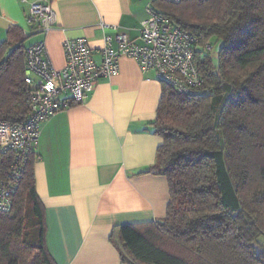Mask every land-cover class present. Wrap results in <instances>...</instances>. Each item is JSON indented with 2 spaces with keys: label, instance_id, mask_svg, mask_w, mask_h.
Wrapping results in <instances>:
<instances>
[{
  "label": "trees",
  "instance_id": "1",
  "mask_svg": "<svg viewBox=\"0 0 264 264\" xmlns=\"http://www.w3.org/2000/svg\"><path fill=\"white\" fill-rule=\"evenodd\" d=\"M154 8L201 43L194 95L165 82L152 123L162 138L155 167L169 183L164 219L113 230L124 264H264V0L154 1ZM14 26L0 44V120L19 124L33 88L26 41ZM14 154L0 155V183ZM32 154L8 212L0 211V264H57L46 242ZM258 248L261 251H258Z\"/></svg>",
  "mask_w": 264,
  "mask_h": 264
},
{
  "label": "crops",
  "instance_id": "2",
  "mask_svg": "<svg viewBox=\"0 0 264 264\" xmlns=\"http://www.w3.org/2000/svg\"><path fill=\"white\" fill-rule=\"evenodd\" d=\"M51 1L57 21L44 36L30 33L28 3L0 0V44L16 26L28 34L26 48L44 41L52 64L62 69L66 40L85 38L100 60L101 23L119 26L139 43L147 7L155 0ZM161 98L162 84L154 74L123 57L118 75L100 80L84 103L42 124L36 192L57 264H124L113 230L166 217L169 183L155 167L163 141L152 127Z\"/></svg>",
  "mask_w": 264,
  "mask_h": 264
},
{
  "label": "built area",
  "instance_id": "3",
  "mask_svg": "<svg viewBox=\"0 0 264 264\" xmlns=\"http://www.w3.org/2000/svg\"><path fill=\"white\" fill-rule=\"evenodd\" d=\"M22 1L29 4L30 33L47 35L57 21L52 1ZM162 1L179 4L184 0ZM147 13L148 18L141 24L139 43L121 32L119 26L101 23L100 60L95 58L85 38L64 42L62 69L52 64L44 41L27 48L25 81L33 88L29 112L19 124L0 120V155L14 154L9 173L0 183L1 212H8L13 206L24 168L38 149L42 124L63 110L84 103L100 80L118 75L121 58L135 60L143 72L153 73L159 82L167 83L179 93L194 95L201 90L203 78L196 56L198 51L211 56L214 44L211 41L202 44L199 35L174 26L151 5ZM110 31L114 34H109Z\"/></svg>",
  "mask_w": 264,
  "mask_h": 264
},
{
  "label": "rangeland",
  "instance_id": "4",
  "mask_svg": "<svg viewBox=\"0 0 264 264\" xmlns=\"http://www.w3.org/2000/svg\"><path fill=\"white\" fill-rule=\"evenodd\" d=\"M214 48L215 49L212 51L211 57H212L214 63H217V57H218V53H219V45L217 43L214 44ZM257 249H258V251H261L260 248L257 247Z\"/></svg>",
  "mask_w": 264,
  "mask_h": 264
}]
</instances>
